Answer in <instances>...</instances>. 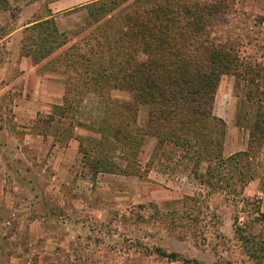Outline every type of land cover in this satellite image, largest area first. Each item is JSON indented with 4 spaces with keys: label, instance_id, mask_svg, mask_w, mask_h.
<instances>
[{
    "label": "rangeland",
    "instance_id": "rangeland-1",
    "mask_svg": "<svg viewBox=\"0 0 264 264\" xmlns=\"http://www.w3.org/2000/svg\"><path fill=\"white\" fill-rule=\"evenodd\" d=\"M93 1L1 2L0 73L13 70L9 60L16 45L8 47L9 40H3L8 35L52 16L61 32L88 34L87 13L79 9ZM223 1L228 9L233 7L224 30L240 37L244 56L264 60V0ZM27 36L26 30L20 32L22 54ZM57 55L39 62L40 69L54 70L50 62ZM13 79L17 85V75L0 78V264H251L236 246L234 224L240 211L247 220L257 209L264 214V180L252 182L242 194L245 201L236 207L232 189L229 194L210 191L182 169L170 174L155 164L146 167L158 153L153 139L139 155L142 172L148 173L144 178L93 175L81 162L79 139L97 137L93 128L102 119L106 101L94 93L71 94L73 110L59 125L54 107L43 106L50 105L43 101L44 94H27L40 100L28 104L20 94L5 91ZM236 83L224 76L214 104L216 116L226 124L227 157L247 151L250 141L249 130L237 125ZM109 97L133 100L121 91ZM54 113L56 123L51 125ZM147 114L148 108L141 107L140 125L145 126ZM65 130L72 136L68 142ZM258 157L262 172L264 151ZM160 248L179 254L180 261L170 263L156 255Z\"/></svg>",
    "mask_w": 264,
    "mask_h": 264
},
{
    "label": "trees",
    "instance_id": "trees-1",
    "mask_svg": "<svg viewBox=\"0 0 264 264\" xmlns=\"http://www.w3.org/2000/svg\"><path fill=\"white\" fill-rule=\"evenodd\" d=\"M225 3L95 0L79 9L87 13L88 34L61 32L53 18L26 29L22 55L39 63L58 54L50 63L66 86L63 106L54 107L59 125L73 110L71 94L94 93L106 101L93 128L97 137L79 139L81 162L93 175L144 178L139 155L153 139L158 153L146 167L155 164L170 174L182 169L210 191L232 189L239 197L236 207L252 182L264 180L258 163L264 151V60L244 56L240 37L224 30L233 12ZM224 76L236 79L237 125L250 132L247 151L230 157L224 153L226 124L214 112ZM114 91L128 92L133 100H114ZM141 107L148 108L145 126L139 124ZM49 120L56 123L55 113ZM240 212L236 246L247 262L264 264V214L257 209L247 220ZM155 254L180 261L179 254L161 248Z\"/></svg>",
    "mask_w": 264,
    "mask_h": 264
},
{
    "label": "crops",
    "instance_id": "crops-1",
    "mask_svg": "<svg viewBox=\"0 0 264 264\" xmlns=\"http://www.w3.org/2000/svg\"><path fill=\"white\" fill-rule=\"evenodd\" d=\"M52 18L54 19L55 17L52 16L47 19ZM34 24L35 23L27 24L22 27L21 30L16 31L3 39L7 41L9 40L7 43L8 47L16 45V50H14L9 60V62L11 61V64L9 63V65H11L13 70H2L0 78L3 79V74H8V78H13L17 75L19 83L15 85L13 79L10 84H8L9 86H6L4 89L5 91H10L11 93L20 94V97L22 96L23 98L22 102H26L28 104L39 102L40 100L38 99H29L27 94H32V96L44 94L45 96H43V101L50 104L43 105L44 107L52 108L63 106L64 93L66 91L65 82L60 80L61 78L63 79V77L54 70L49 69L48 71H45L42 68L40 69L38 63H35L31 57L22 55L21 53L22 40L20 38V32L22 30H26ZM16 70L18 72H16Z\"/></svg>",
    "mask_w": 264,
    "mask_h": 264
},
{
    "label": "built area",
    "instance_id": "built-area-1",
    "mask_svg": "<svg viewBox=\"0 0 264 264\" xmlns=\"http://www.w3.org/2000/svg\"><path fill=\"white\" fill-rule=\"evenodd\" d=\"M3 46L0 44V64L2 62Z\"/></svg>",
    "mask_w": 264,
    "mask_h": 264
}]
</instances>
